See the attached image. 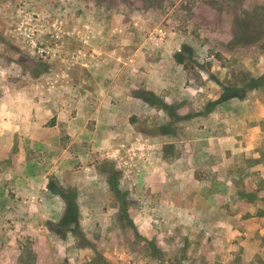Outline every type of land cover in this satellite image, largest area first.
<instances>
[{"label":"rangeland","instance_id":"374dc122","mask_svg":"<svg viewBox=\"0 0 264 264\" xmlns=\"http://www.w3.org/2000/svg\"><path fill=\"white\" fill-rule=\"evenodd\" d=\"M263 73L264 0H0V264H264Z\"/></svg>","mask_w":264,"mask_h":264},{"label":"trees","instance_id":"16d2710c","mask_svg":"<svg viewBox=\"0 0 264 264\" xmlns=\"http://www.w3.org/2000/svg\"><path fill=\"white\" fill-rule=\"evenodd\" d=\"M264 87V73L258 77L250 78L249 82H247L246 87L242 88L243 90L247 89H261ZM246 196L249 197V199L253 200L256 198L255 192L245 193ZM244 196V194H243Z\"/></svg>","mask_w":264,"mask_h":264}]
</instances>
